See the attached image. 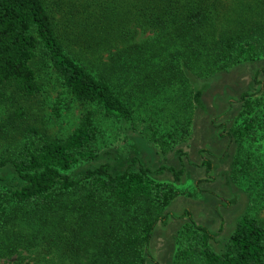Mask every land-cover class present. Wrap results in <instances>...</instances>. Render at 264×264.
I'll return each mask as SVG.
<instances>
[{
	"label": "trees",
	"instance_id": "16d2710c",
	"mask_svg": "<svg viewBox=\"0 0 264 264\" xmlns=\"http://www.w3.org/2000/svg\"><path fill=\"white\" fill-rule=\"evenodd\" d=\"M260 56L264 0H0V99L40 93L42 61L76 99L115 120L131 122L140 103L172 92L176 130L186 135L203 104L199 82ZM242 99L244 119L229 132L239 149L264 112L258 98ZM14 116L12 154L1 161L15 183L0 178V264H29L25 253L37 247L41 257L59 253L61 264H142L177 189L142 163L104 162L75 176L77 163L99 154L90 111L64 138L29 123L24 109ZM204 164L210 171L211 161ZM170 169L179 179L182 170ZM231 177L245 183L249 199L225 248L216 251L215 234L189 214L172 264H264V162L241 151Z\"/></svg>",
	"mask_w": 264,
	"mask_h": 264
},
{
	"label": "rangeland",
	"instance_id": "374dc122",
	"mask_svg": "<svg viewBox=\"0 0 264 264\" xmlns=\"http://www.w3.org/2000/svg\"><path fill=\"white\" fill-rule=\"evenodd\" d=\"M36 67L42 83L40 93L33 97L16 95L11 98V91H8L6 97L0 99V178L3 184L15 183L14 170L10 164L1 165V161L12 154L15 124L20 122L14 116L16 111L24 109L29 123L61 138L69 135L82 116L90 111L100 127L99 154L94 159L77 163L72 170L75 176L81 177L85 169L104 162L119 169H138L142 163L150 169L154 179L171 183L178 191L163 211L149 246L144 250L142 264H172L179 229L190 222L189 214L215 234L211 244L216 251L225 248L249 199L245 183L231 177L234 158L248 150L264 162L263 111L259 113L255 137L247 140L243 149H239L229 134L244 119V93L264 102V56L242 61L199 82L203 104L195 108L186 135L176 130L181 112L172 92L162 99L148 98L140 103L134 119L125 122L107 117L96 104L76 99L49 65L41 61ZM205 160L212 163L208 172ZM170 168L182 170L179 179ZM38 251L37 247L25 253V262L61 264L56 251L45 257ZM17 257L15 253L3 260Z\"/></svg>",
	"mask_w": 264,
	"mask_h": 264
}]
</instances>
